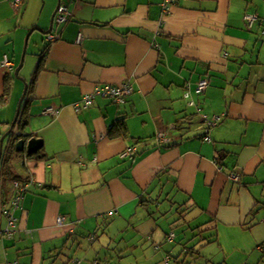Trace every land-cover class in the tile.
Segmentation results:
<instances>
[{
    "label": "crops",
    "instance_id": "obj_1",
    "mask_svg": "<svg viewBox=\"0 0 264 264\" xmlns=\"http://www.w3.org/2000/svg\"><path fill=\"white\" fill-rule=\"evenodd\" d=\"M15 1L0 0V139L21 96L12 82L2 102L5 78L34 28L48 37L25 80L29 126L16 131L42 146L13 159L29 183L13 223L1 208L17 188L0 167V264H123L138 250L131 264H172L177 235L166 227L188 213L217 264H264V0ZM59 2L71 19L43 34ZM246 14L258 16L252 29ZM125 82L124 103L74 109L97 86ZM49 106L59 114H44ZM121 117L128 135L111 136ZM118 247V262L101 257Z\"/></svg>",
    "mask_w": 264,
    "mask_h": 264
},
{
    "label": "rangeland",
    "instance_id": "obj_2",
    "mask_svg": "<svg viewBox=\"0 0 264 264\" xmlns=\"http://www.w3.org/2000/svg\"><path fill=\"white\" fill-rule=\"evenodd\" d=\"M57 7V6H56ZM55 7V8H56ZM55 28L58 27V24L55 23L54 24ZM32 29H29L24 36L22 37V44H20L19 47V51L15 56L16 59V63L17 66H19L21 58H22V54L24 52V47H25V42H26V38L29 34V32ZM56 30V29H55ZM48 36H44L41 34L40 31H35L28 42V46L26 49V54H25V60H24V67L23 69L20 71V76L17 77L15 76V70L13 71V85L15 86V84H17L18 86V92H21V96L17 102L16 108L18 107V103L22 97V95L24 94L25 91V84H26V77L29 73V69L30 66L32 64L31 60H34V54L38 53L36 51H38L40 49V47L42 46V41L40 40H44V38H47ZM15 82V83H14ZM13 88V87H12ZM17 110H15V114L14 117L16 116ZM13 117V119H14ZM7 144V143H6ZM182 213V212H181ZM181 213L178 214L179 215V219L181 217ZM188 221L181 219V220H177L178 225L179 226H167L166 228V232H170V231H174L172 233H174L175 235H177V238L175 239V243L172 242V244H170V246H172L171 248V252H172V264H217L218 263V258L216 255H214V252H210V249H208L206 247V244L208 243V236L203 235L204 230H202L199 226V220H193L194 222H191L193 219L192 214L187 215ZM160 220H162V222L164 224H166V222L163 220V218H160ZM191 224V225H190ZM186 226V227H184ZM181 228L183 230H181ZM181 230V231H180ZM185 235H184V233ZM174 238V237H173ZM123 236L119 237V242L121 241L120 244H122V246L124 245V239ZM173 240V239H172ZM182 241V243H184L185 247H187L186 250L182 249V247L179 245L178 242ZM141 244H147L148 246H151V242H146L141 240L140 241ZM163 245L165 247V255H169L167 249L168 248V240L167 238L163 239ZM203 247V248H202ZM121 250V247H118L116 251H112L109 250L108 248L105 249L104 253L101 255L102 258L106 259L109 258L110 261H113L114 259L117 260V256L119 254H117L119 251ZM108 252V253H107ZM126 256V254H124V257ZM143 256V253L141 252V250L138 251H134L133 253H131V255H128V257L123 258L121 261H123V264H128L130 262L133 263L134 261H136L137 257H141ZM78 260H80V257H76ZM116 262V261H115ZM114 262V264H116ZM118 262V260H117ZM217 262V263H216ZM159 264H167L164 259L163 262L159 263Z\"/></svg>",
    "mask_w": 264,
    "mask_h": 264
},
{
    "label": "built area",
    "instance_id": "obj_3",
    "mask_svg": "<svg viewBox=\"0 0 264 264\" xmlns=\"http://www.w3.org/2000/svg\"><path fill=\"white\" fill-rule=\"evenodd\" d=\"M20 5V1L16 0L13 3V7L16 9L18 8V6ZM67 15H68V10L63 7L60 6L57 12V22H63L67 20ZM245 22L247 25L248 29H252L255 24L258 21V16L256 14H246L245 17ZM84 37L82 34H79L77 37V42L81 43L83 41ZM2 65L7 68L8 70L12 69V63L9 61L8 57L5 56L4 60L2 62ZM208 86V81L207 80H201L200 82H198L197 85V92H203ZM133 92V85L130 82H125L121 85L118 86H114V85H102V86H97L96 89L89 94H86L83 96V99L81 100V102L74 104V109L78 112L81 109H88L92 106L94 100L96 99V97H105V98H109L111 100H113L114 102L117 103H124L126 101V97L128 95H130ZM44 114H49V115H53V116H57L59 114V109L55 108L53 106H49L47 107L44 112ZM213 123L211 121H209V126H211ZM160 138H163V136H161ZM208 140H210L208 138ZM136 149H129L128 151L124 152L121 157L125 158L127 156H131L135 153ZM15 187L17 188V190H21L23 188L19 187V184L16 182L15 183ZM20 199V197H18L15 200V205L18 204V200ZM14 219L10 218V223H13ZM64 221L63 217H59L58 218V223L62 224V222Z\"/></svg>",
    "mask_w": 264,
    "mask_h": 264
},
{
    "label": "trees",
    "instance_id": "obj_4",
    "mask_svg": "<svg viewBox=\"0 0 264 264\" xmlns=\"http://www.w3.org/2000/svg\"><path fill=\"white\" fill-rule=\"evenodd\" d=\"M19 1L21 2V0H19ZM60 6H62V5L60 4ZM70 19H71V14L68 13L66 21L57 22V14H56L55 19H54V24L55 23H57L58 25L65 24ZM79 34H81V33H79ZM12 78H13V75H11V73L9 75H7L6 78H5V83H4L5 94H4L3 98L1 99L2 102H4L6 100V98H8V96L10 95V92H11V89H12V82H13ZM31 89L32 88H29L28 90H31ZM28 119L29 118L26 116V113L24 112V114H22V112H21L20 115L18 116L17 122L15 124V126H17L16 128L19 131L25 133L26 128L29 126ZM17 133H19V132L17 131ZM110 133H111V136H115V137L116 136H127L128 135V128H127V123H126L125 117H121V118L117 119V121L115 122V124L113 126V129L111 130ZM20 134L22 136V133H20ZM24 137H25L26 140H27V138H30V136L28 134L26 136L24 134ZM10 142H11V145L9 146L8 149L4 148V146H3V154H2L1 161H0V167H1L2 173H3V175L5 177H7V178L10 177L11 180L15 181L14 185L17 182L19 184V187H21L23 189H22V191L21 190H17V192H15V195H14L13 199L11 200L12 201L11 209L7 208L4 203H3L4 205H2V208H1L2 214L7 215L9 217V221H10V218L15 219L14 216L12 215V212L20 207L21 201L24 199V196L27 193L28 184H29V183L26 184V182L22 183L24 180L22 178H19L17 175H15L13 170H12L13 159L19 153H17L15 151V144L17 143V141H15V140H13L11 138ZM18 197H20V199L18 200V204L15 205V200ZM61 217H63V216H61ZM64 222H65V218H64V221L62 222V224ZM173 237H174V234H173V236L172 235L170 236L169 240L172 241ZM89 239H91V241H95L96 237L94 235H92V236H90ZM167 259L170 260V256Z\"/></svg>",
    "mask_w": 264,
    "mask_h": 264
},
{
    "label": "water",
    "instance_id": "obj_5",
    "mask_svg": "<svg viewBox=\"0 0 264 264\" xmlns=\"http://www.w3.org/2000/svg\"><path fill=\"white\" fill-rule=\"evenodd\" d=\"M59 7H60V2L58 4V7H57L56 11L54 12V14H53V16L51 18V22H50L49 29L42 31L43 34H46V35H51L52 34L53 29H54V19H55V16H56L57 12H58ZM34 31H35V29L33 28L29 32V34H28V36L26 38L24 52L22 54V58H21L20 64H19V66L15 70V76H17V77H19V72L21 71V69L24 66L26 49H27V46H28L29 39H30V37H31V35H32V33ZM27 89H28V84L26 83L25 84L24 94H23V96L21 97V99H20V101L18 103L17 113H16V116H15V119L12 122L11 127L8 130V132L5 133L4 136H2L1 139H0V161H1V158H2V154H3V146H4V141H5L6 137H11L13 140L17 141V143L15 144V151L17 153L23 152V151L26 150L28 152V154H34L42 146V141L41 140L36 139V138H31L29 140H26L25 137H24V135H23V138H21L20 137L21 134L20 133H17V131H16L15 124L17 122L18 116L20 115L22 103L24 101V97L26 96Z\"/></svg>",
    "mask_w": 264,
    "mask_h": 264
}]
</instances>
